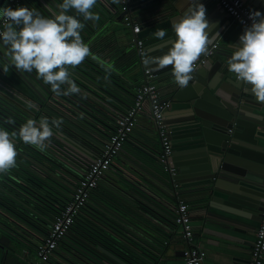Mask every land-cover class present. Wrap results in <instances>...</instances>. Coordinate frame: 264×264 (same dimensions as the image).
Instances as JSON below:
<instances>
[{"label": "trees", "instance_id": "obj_1", "mask_svg": "<svg viewBox=\"0 0 264 264\" xmlns=\"http://www.w3.org/2000/svg\"><path fill=\"white\" fill-rule=\"evenodd\" d=\"M8 1L0 0V7ZM97 3L101 6L98 12L100 19L97 31L89 32L87 43L91 55L76 69L92 78L98 86L82 80L81 74L75 77L77 75L69 70L80 92L59 96L77 107L70 110L73 117L93 132L106 136L133 105L140 85L128 78L137 65L136 58L132 64L125 63L135 54L132 45L113 56H108L106 50L113 44V39L103 47L91 46L95 38L106 34L109 25L114 23L115 12L120 9L111 1L97 0ZM67 125L70 124L67 122ZM70 127L82 134L86 142L77 139L68 129L66 132L53 127L51 144L55 147L50 144L49 148L41 151L29 145L27 159H16V167L9 171L22 185L7 183L0 189V264H35L31 261L32 254L27 255L25 251L34 253L36 247L43 243L56 217L69 203L89 169L93 160L90 154L95 151L92 144L100 145V142L87 133L83 134L80 129ZM111 183L109 176L101 180L94 192L95 198L85 208L93 206L98 218L91 223L99 225L104 235L82 225L80 218L84 210L71 231L60 241L53 264H113L95 252L94 248L99 246L127 264H161L166 232L152 223L138 200L128 197ZM166 198L174 204L170 197ZM168 211L172 214L171 210Z\"/></svg>", "mask_w": 264, "mask_h": 264}, {"label": "water", "instance_id": "obj_2", "mask_svg": "<svg viewBox=\"0 0 264 264\" xmlns=\"http://www.w3.org/2000/svg\"><path fill=\"white\" fill-rule=\"evenodd\" d=\"M62 2L63 0H24L21 7L36 8L45 17H51L53 13L59 14L58 5ZM134 3L135 0L131 4L132 7ZM252 3L259 6L261 0H250V5ZM183 4L185 7H182ZM189 5L190 0H177L162 14L161 22L151 27L146 26L138 37L150 38L157 30L164 29L167 32L165 40H174L172 24L183 16ZM205 7L209 23L215 25L209 33L212 41L209 46L216 42L222 43L225 47L220 51L224 52L225 56L227 54L231 56L234 50L226 47L234 46L233 40L235 38L239 40L245 28L232 21L231 17L221 9L210 5ZM100 8L97 3L92 11L100 12ZM68 14L76 13L72 9ZM78 18L82 19V17ZM98 23L99 21H89L81 31V37L86 44L89 43V32L93 33V26ZM151 44L152 40H149L145 47L148 48ZM146 52L148 57L146 66L155 69L154 64H149V57L157 55L159 51L149 52L146 49ZM227 61L221 62L228 67ZM7 65V57L0 49V127L9 132L16 131L28 119H34L38 126L39 119L32 110L39 111L44 116L41 108L46 107L47 100L55 102V95L53 96L50 86L36 78L35 72L21 73L9 66L8 72L5 73L3 68ZM209 65L213 66L212 61L199 69L208 68ZM70 69L77 75L75 77L80 76L81 73L76 68L70 67ZM199 69L193 73V80L197 78ZM222 72L221 75L225 76ZM81 77L85 78V82L98 86L89 76ZM160 78L161 76H157L155 81ZM213 82H218L217 78H214ZM64 88H67V85L61 86L62 91ZM209 88L213 89V86L210 84ZM221 89L227 93V97L225 96L224 99L219 97L221 101L208 98L209 108H194L192 113L178 118L171 116L173 108L171 102V106L165 112V121L169 126L173 145L172 167L178 171L177 183L181 188L188 185L189 187L205 186L201 192L202 202L193 205L203 210L202 215L197 216L202 229L196 232V245L203 234L204 238L216 236L250 246L252 242L254 245L256 237L254 238L253 235L261 225L264 211V104L257 103L251 92V86L242 82L226 79ZM35 103L39 104L40 108H35ZM43 111L49 112L48 107ZM9 117L14 120V124L7 123ZM52 137L46 142L47 148L54 146L51 144ZM28 146L16 139L17 160L27 159V154L30 153ZM77 146L80 148V145ZM183 150L186 154H192L196 161L189 155L186 159L179 158L184 155L180 152ZM157 164L164 177H169L160 163ZM8 175V173L0 174V183L9 180L11 176ZM218 227L225 232L219 231ZM94 250L107 262L127 264L101 246Z\"/></svg>", "mask_w": 264, "mask_h": 264}, {"label": "crops", "instance_id": "obj_3", "mask_svg": "<svg viewBox=\"0 0 264 264\" xmlns=\"http://www.w3.org/2000/svg\"><path fill=\"white\" fill-rule=\"evenodd\" d=\"M176 1L177 0H135L134 6H131V14L134 21L142 25L143 28L146 26L151 27L152 25L161 22L160 20L162 19V14L167 11ZM243 1L252 10H257L261 13H264V0H261V4L259 6L254 5L255 3L250 5V0ZM199 2L203 3L204 5H210L220 9L218 5L211 0H199ZM6 6H10L9 1L2 7ZM182 7H185V5L183 4ZM107 10L109 13H111L109 9ZM98 14L100 16V13ZM114 17V23L109 25L106 34L95 38L94 42H91V46L103 47L105 44L109 45L108 41L113 39V44H111L108 49L106 48V50H108V56H113L116 53L119 54L120 52L129 49L128 47L131 45V40L133 39L132 31L123 27L122 14L116 11ZM93 30L95 32L97 31L96 25L93 26ZM149 40H152V44L150 47H146L147 50L156 48L158 45L163 44V41H157L155 35L144 39L145 44ZM233 42L236 45L241 43L240 40L236 38L233 40ZM217 43L219 44L220 49L225 47L224 44L219 42H216L215 44ZM169 47H171V45L168 44L162 49H159V53L155 56L165 54ZM228 47L231 50H235L234 46H227L226 48ZM133 51L135 54L131 58H128L125 63L132 64L136 58L137 65L128 74V78L132 80V82L138 83L141 86L143 81L138 82V80L143 77V69L136 50ZM230 57L231 56L229 54L225 56V53H222L221 51L218 54H215L210 60L212 61L213 66L209 65L208 68L199 69L198 74L196 75L197 78L190 81L189 85L184 89L179 88L175 83L174 76L172 74V66H167L164 69H151L150 66H145L150 68L153 72H157L155 73L157 76H161L159 80H154V83L159 88L161 99L172 102L173 108L171 116L173 118H178L180 116H185L192 113L194 108H209L207 107L208 98H212L215 101H221L220 98L224 99L225 96L227 97V93L221 89L222 84L226 79L229 81H237L235 74L228 71L226 64L225 66L222 64L223 61L228 60ZM149 64H153L150 59ZM197 70H195L193 73H195ZM221 72L224 73L225 76L221 75ZM214 78H217L218 82L214 83ZM81 79L85 80L84 77H81ZM210 84L213 86V89L209 88ZM62 96L55 95V98L57 99L55 102H50V100L46 101L47 103H45V106L48 107L49 112L43 111L46 107L41 108L43 109L42 113L44 116L41 115L39 111L32 110L33 113L37 114V118L47 117L49 120L52 118H62V125L66 126L69 132L80 138H82V134L78 133V131L74 130L72 127H70V125L74 126L78 130L80 129L79 131H82L83 134L87 133L92 137L94 136L95 138H93L95 140L99 139L100 137H96V132L87 129L85 126H83V124H81L80 121L71 115L70 110L77 109V107L71 103H68L67 99L63 98ZM34 106L35 108H40V105L37 103H35ZM142 118L143 121L140 122L132 137L125 144L121 154L115 159L112 173L110 174V180L112 182L111 184L116 186V189H119L120 191L122 190L121 192H123L128 197L138 200L142 205V209L147 213L146 215L149 219H151L152 223L154 222L153 224L157 228L166 232L167 240L164 241V252L162 253L160 259L161 264H184L183 251L190 247V243L184 238L179 227L174 224L173 216L168 211L170 209L169 205H167L169 202L166 200V197H172V183H169L171 178L168 176L165 178L163 173L158 168V154L161 151V147L156 139V136L153 134L152 129L149 128V125L146 123L147 116L144 115ZM67 122L70 125H67ZM60 128L67 132L65 127L60 126ZM102 128L104 129L106 127ZM180 152L184 155L180 156L179 158L186 159V156L189 155V157L196 161L192 154H186L184 150ZM194 155L196 156L197 154L194 153ZM8 174V176H11V178L7 181L1 182L0 189H2V186L7 183L13 185H22V183H20V181L13 174L10 172H8ZM3 189L5 190L4 187ZM204 189L205 186L197 185L189 187L188 185L181 189L176 199L171 198L174 203L176 200L183 199L190 206L195 228L194 246L200 247L207 252L208 257L205 264H249L253 242L250 246H246L242 245L241 243L216 236L204 238L202 234L199 237L196 245V232L202 229V224L197 220V216L202 215L203 210L201 208L193 207V205H198L202 202L203 197L201 192ZM152 201H155L156 204H154ZM90 206V208L88 207L84 211L82 217L80 218V222L83 226L93 229L100 235H104V233L99 230V225H92L91 223L94 222L93 220H97L98 214L96 211H94L95 209L93 206ZM217 229L219 231L225 232L219 227ZM256 234L257 232H255L253 235L254 238L256 237ZM82 241L85 242L84 240Z\"/></svg>", "mask_w": 264, "mask_h": 264}, {"label": "clouds", "instance_id": "obj_4", "mask_svg": "<svg viewBox=\"0 0 264 264\" xmlns=\"http://www.w3.org/2000/svg\"><path fill=\"white\" fill-rule=\"evenodd\" d=\"M112 2L119 4L120 0ZM96 4L97 0H63L58 5L59 14L53 13L51 17H45L36 8L0 7V21H3L0 49L8 60L4 72H8L9 66L21 73L35 72L36 78L50 86L56 95L79 94L69 67L76 68L91 55L80 33L87 22L99 21V14L92 11ZM72 9L75 15L68 14ZM249 19L252 23L240 35L241 43L233 44L235 50L227 61L228 71L235 74L237 81L250 85L256 102L264 104V13L250 11ZM214 27L207 19L205 5L199 0H190L187 11L172 24L175 39L165 40L166 30H157L154 35L163 44L149 51L168 44L171 47L165 54L149 59L157 69L172 66L175 83L184 89L193 80L195 63L208 54L212 43L209 33ZM62 85H68L67 89L62 91ZM7 123L14 124V120L9 117ZM62 123V118L41 117L38 126L34 119H28L16 131L0 127V174L16 167V139L43 151L54 134L53 127L59 129Z\"/></svg>", "mask_w": 264, "mask_h": 264}, {"label": "built area", "instance_id": "obj_5", "mask_svg": "<svg viewBox=\"0 0 264 264\" xmlns=\"http://www.w3.org/2000/svg\"><path fill=\"white\" fill-rule=\"evenodd\" d=\"M211 1L229 15L232 21L239 23L244 28L251 25L252 21L249 19V12L253 10L243 0ZM23 2L24 0H9L10 7L13 9L21 7ZM132 3L133 0H120L118 4L120 9L118 11L122 14L123 27L132 31L133 39L131 40V45L135 48L143 69V77L138 82H143L137 89L133 105L128 109L126 115L116 123L115 129L106 134V136L95 133L97 138H101H99L100 140L96 138L100 145L92 144L95 149V151H92L93 154H91L93 160L89 169L84 173L82 182L75 189L71 200L66 204L64 210L56 217L53 228L49 231L43 243L36 247L34 253L25 251L27 255L32 254L31 261L35 264H53V259L57 257L60 241L71 231L73 224L93 200L94 192L99 182L108 176L110 177L115 159L121 154L125 144L132 137L140 122L143 121L142 117L144 115L147 116L146 123L152 129L161 147L158 161L164 172L168 173L171 178L169 182L172 183L171 198L176 199L182 189L180 184L177 183L178 171L172 167L173 145L169 126L165 121V112L171 106V101L161 99L159 88L154 83L157 75L145 66V60H148L145 41L138 37L143 32V26L136 23L132 17ZM2 25L3 21L1 22L0 30H2ZM208 48V54L202 55L195 63L194 71L207 65L211 58L220 52L218 43ZM86 128L89 129L88 127ZM73 135L77 139L86 142L83 135L82 138L75 134ZM167 205H169L171 210L174 224L179 227L184 238L190 243V247L183 251L184 264H205L208 257L207 252L200 247L194 246L195 228L189 204L183 199H179L174 204L169 203ZM249 264H264V211L261 225L250 253Z\"/></svg>", "mask_w": 264, "mask_h": 264}, {"label": "flooded vegetation", "instance_id": "obj_6", "mask_svg": "<svg viewBox=\"0 0 264 264\" xmlns=\"http://www.w3.org/2000/svg\"><path fill=\"white\" fill-rule=\"evenodd\" d=\"M52 94H53V96L56 95L55 93H52ZM55 99H56V98H55ZM56 100H57V99H56ZM41 112H42V111H41ZM40 118H41V117H40ZM40 118L38 117L39 120H40Z\"/></svg>", "mask_w": 264, "mask_h": 264}, {"label": "rangeland", "instance_id": "obj_7", "mask_svg": "<svg viewBox=\"0 0 264 264\" xmlns=\"http://www.w3.org/2000/svg\"><path fill=\"white\" fill-rule=\"evenodd\" d=\"M61 126H63V127H65V128H66V126H64V125H62V124H61ZM66 129H68V128H66Z\"/></svg>", "mask_w": 264, "mask_h": 264}]
</instances>
